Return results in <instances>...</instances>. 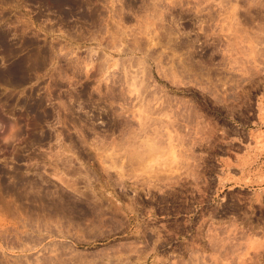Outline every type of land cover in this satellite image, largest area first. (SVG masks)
Segmentation results:
<instances>
[{
	"label": "rangeland",
	"instance_id": "rangeland-1",
	"mask_svg": "<svg viewBox=\"0 0 264 264\" xmlns=\"http://www.w3.org/2000/svg\"><path fill=\"white\" fill-rule=\"evenodd\" d=\"M0 0V264H264V0Z\"/></svg>",
	"mask_w": 264,
	"mask_h": 264
},
{
	"label": "bare ground",
	"instance_id": "bare-ground-1",
	"mask_svg": "<svg viewBox=\"0 0 264 264\" xmlns=\"http://www.w3.org/2000/svg\"><path fill=\"white\" fill-rule=\"evenodd\" d=\"M43 1L45 2V1H48V0H43ZM51 1H54L56 5H60V3L62 2V0H51Z\"/></svg>",
	"mask_w": 264,
	"mask_h": 264
}]
</instances>
